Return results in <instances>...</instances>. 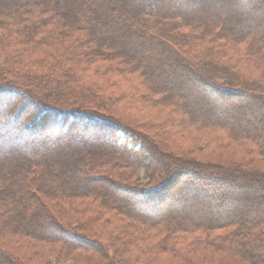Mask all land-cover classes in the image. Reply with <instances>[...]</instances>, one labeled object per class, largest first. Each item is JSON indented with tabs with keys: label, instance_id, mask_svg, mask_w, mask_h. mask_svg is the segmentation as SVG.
Instances as JSON below:
<instances>
[{
	"label": "trees",
	"instance_id": "trees-1",
	"mask_svg": "<svg viewBox=\"0 0 264 264\" xmlns=\"http://www.w3.org/2000/svg\"><path fill=\"white\" fill-rule=\"evenodd\" d=\"M160 255L264 264V0H0V264Z\"/></svg>",
	"mask_w": 264,
	"mask_h": 264
},
{
	"label": "rangeland",
	"instance_id": "rangeland-1",
	"mask_svg": "<svg viewBox=\"0 0 264 264\" xmlns=\"http://www.w3.org/2000/svg\"><path fill=\"white\" fill-rule=\"evenodd\" d=\"M260 5V4H257ZM228 10H232L233 9H229ZM250 13H256L255 9L251 8L250 9ZM206 96V94H205ZM228 104V103H226ZM145 116V117H144ZM144 116H142L140 118V120H147L150 118H147L148 114L147 112L144 114ZM151 120V119H150ZM204 137L202 134L200 133H195L194 131H182L181 135H179L178 137V142L179 143H183L185 144L186 147H196L198 150L201 151L202 156L199 153V157L200 158H204L206 160L210 159L213 161H224L226 158H230V159H239L237 157H241L240 155L242 154L241 149L237 148L236 146H231L228 147L224 144H218V143H214L213 141H210L211 139H209V141H207L206 139L204 140ZM204 156V157H203ZM208 156V157H205ZM245 160V159H243ZM223 185V184H222ZM221 185H218V189L219 190H214V188H210L212 190L208 191V194L210 196H215V193L220 191V190H225L224 187H219ZM182 186L178 185L177 187L175 186L176 190L181 189ZM83 206V205H82ZM85 206H87L85 204ZM77 210H81V207H77ZM86 216V215H85ZM67 217L71 220V222H78L80 220H82V216H76L75 213H69V215H67ZM181 259V258H180ZM176 258H172V256L170 257L169 255H160L157 256L156 259H154V263L155 264H182V261ZM50 262L53 263H57L56 260L51 256L50 257ZM59 263L62 264H75L74 261H72L69 258H65V260L60 261Z\"/></svg>",
	"mask_w": 264,
	"mask_h": 264
}]
</instances>
